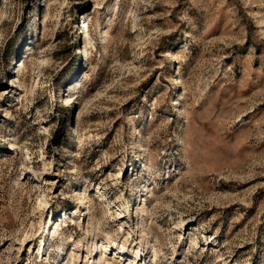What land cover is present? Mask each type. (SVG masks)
Instances as JSON below:
<instances>
[{"label":"rangeland","instance_id":"374dc122","mask_svg":"<svg viewBox=\"0 0 264 264\" xmlns=\"http://www.w3.org/2000/svg\"><path fill=\"white\" fill-rule=\"evenodd\" d=\"M0 264H264V0H0Z\"/></svg>","mask_w":264,"mask_h":264},{"label":"trees","instance_id":"16d2710c","mask_svg":"<svg viewBox=\"0 0 264 264\" xmlns=\"http://www.w3.org/2000/svg\"><path fill=\"white\" fill-rule=\"evenodd\" d=\"M78 61H79V59H78Z\"/></svg>","mask_w":264,"mask_h":264}]
</instances>
